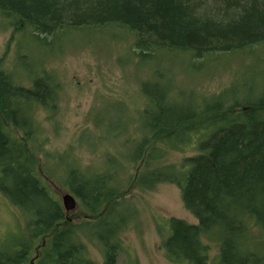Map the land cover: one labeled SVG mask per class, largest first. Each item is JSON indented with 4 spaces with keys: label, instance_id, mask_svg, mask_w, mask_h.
Here are the masks:
<instances>
[{
    "label": "trees",
    "instance_id": "16d2710c",
    "mask_svg": "<svg viewBox=\"0 0 264 264\" xmlns=\"http://www.w3.org/2000/svg\"><path fill=\"white\" fill-rule=\"evenodd\" d=\"M0 18L41 46L74 31L121 32L136 61L145 64H158L161 53L210 62L264 45V0H0ZM28 63L20 62L30 74L27 85L0 66V191L26 217V233L9 247L0 245V264H24L39 240L34 264H96L86 244L93 239L103 263L117 264L118 235L126 225L116 208L120 163L108 158V168L97 173L71 156L72 147L58 154L54 162L65 173L66 189L82 209L99 214L94 221L63 226L64 209L32 160L42 144L28 145L36 133L35 107L55 109L58 81L40 61ZM261 74V84L242 98L233 83L179 100L160 73L140 82L139 138L126 159L147 170L140 180L136 169L128 183L133 177L147 185L175 183L196 219L169 217L159 227L163 255L171 263L264 264V69ZM193 135L195 153L178 165L148 168ZM210 242L216 246L213 257Z\"/></svg>",
    "mask_w": 264,
    "mask_h": 264
},
{
    "label": "rangeland",
    "instance_id": "374dc122",
    "mask_svg": "<svg viewBox=\"0 0 264 264\" xmlns=\"http://www.w3.org/2000/svg\"><path fill=\"white\" fill-rule=\"evenodd\" d=\"M48 40L42 46L32 44L26 32L17 33L6 19L0 18V66L16 82L27 85L30 74L20 62L40 61L58 81L55 109L37 106L34 110L36 133L28 145L42 144V152L31 153L36 171L62 207L61 197L69 191L63 183L64 171L54 162L59 153L72 147L71 156L97 173L108 168V158L117 159L120 167L116 179L120 188L116 208L124 213L126 225L118 235L116 263L176 264L163 255L159 227L169 217L196 223L183 204L180 188L167 181L147 185L136 177L128 183L137 169L128 164L126 156L134 139L139 138L138 115L144 105L140 82L160 73L170 82L171 92L179 100L192 95L208 96L233 83L236 96L242 98L262 82L264 45L257 44L254 51L216 55L217 59L210 62L180 54L169 58L161 53L158 64H145L136 61L127 36L121 32L111 35L104 29L74 31ZM95 118L101 128L95 124ZM197 142L198 137L191 136L182 148L167 149L164 158L151 160L148 168L167 163L178 165L184 157L196 152ZM139 169L137 173L143 180L141 172L147 169L144 166ZM98 215L82 209L76 200V206L65 212L62 225L95 220ZM22 233H26L24 213L0 191V245L9 247ZM42 242H37L24 264L34 262ZM86 244L96 264H104L96 239ZM215 252L216 246L210 242V257Z\"/></svg>",
    "mask_w": 264,
    "mask_h": 264
},
{
    "label": "water",
    "instance_id": "95a60500",
    "mask_svg": "<svg viewBox=\"0 0 264 264\" xmlns=\"http://www.w3.org/2000/svg\"><path fill=\"white\" fill-rule=\"evenodd\" d=\"M62 207L65 212L72 210L76 206V199L70 192H66L61 197Z\"/></svg>",
    "mask_w": 264,
    "mask_h": 264
},
{
    "label": "flooded vegetation",
    "instance_id": "af4514ba",
    "mask_svg": "<svg viewBox=\"0 0 264 264\" xmlns=\"http://www.w3.org/2000/svg\"><path fill=\"white\" fill-rule=\"evenodd\" d=\"M31 264H34V262H33V261H31Z\"/></svg>",
    "mask_w": 264,
    "mask_h": 264
}]
</instances>
